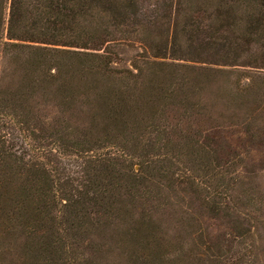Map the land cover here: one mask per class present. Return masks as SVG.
Instances as JSON below:
<instances>
[{
  "label": "trees",
  "instance_id": "obj_1",
  "mask_svg": "<svg viewBox=\"0 0 264 264\" xmlns=\"http://www.w3.org/2000/svg\"><path fill=\"white\" fill-rule=\"evenodd\" d=\"M233 127L264 145V0H0V264H254L202 228Z\"/></svg>",
  "mask_w": 264,
  "mask_h": 264
},
{
  "label": "rangeland",
  "instance_id": "obj_2",
  "mask_svg": "<svg viewBox=\"0 0 264 264\" xmlns=\"http://www.w3.org/2000/svg\"><path fill=\"white\" fill-rule=\"evenodd\" d=\"M238 135V130L233 127L232 130L208 137L216 142L213 157L211 156L216 166L225 173L227 179L235 180L243 197L236 201L235 194L231 193L232 203H228L224 216H205L202 228L204 226L209 238L214 236L218 240L230 231L227 239L232 246L237 241H244L247 247L254 244V248L250 247L251 259H254V264H264V145L248 144L244 141V144L238 146L235 143ZM255 135L258 140H264L261 135ZM245 228L252 232L251 236ZM196 253L198 250H195V255L200 260L205 259ZM224 257L228 258V255H223L222 259Z\"/></svg>",
  "mask_w": 264,
  "mask_h": 264
}]
</instances>
